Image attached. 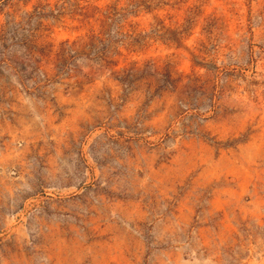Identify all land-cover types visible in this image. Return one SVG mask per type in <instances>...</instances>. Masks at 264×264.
<instances>
[{"label":"rangeland","instance_id":"obj_1","mask_svg":"<svg viewBox=\"0 0 264 264\" xmlns=\"http://www.w3.org/2000/svg\"><path fill=\"white\" fill-rule=\"evenodd\" d=\"M0 264H264V0H0Z\"/></svg>","mask_w":264,"mask_h":264},{"label":"trees","instance_id":"obj_2","mask_svg":"<svg viewBox=\"0 0 264 264\" xmlns=\"http://www.w3.org/2000/svg\"><path fill=\"white\" fill-rule=\"evenodd\" d=\"M134 4H135L134 8L137 9V10L140 9V8H145L147 11H149V8L146 5H144V3H139V2L136 1ZM83 10L86 11L87 9L84 8ZM97 11H99V10L97 9ZM120 15L121 14L119 13L117 8H114V7L113 8H109L106 14H103V15L101 14V16L104 17V19H105V22L102 23V28L105 29V25L107 24L106 22H109V21L114 22L115 19L118 18ZM90 48H91V50L94 49V51L96 52L97 55H101V57L100 56L99 57H100V61L104 64L103 65L104 68L108 69V68L112 67L113 64L111 62H109L108 57L106 55L107 52H108V47H106L104 45L103 41H99L98 40V42L93 43L92 45H90ZM67 53L72 58H74V57H76L78 55L76 53V51H71V52L67 51ZM124 73H127V74L125 76H123V77H119L118 80L123 86H126V87L128 86V87L131 88L137 82V81L131 80L134 77V71L124 72ZM185 79H187L189 81L187 87H189V89H191V85H193L195 83V81H193L190 78H186V77H182L181 81H185Z\"/></svg>","mask_w":264,"mask_h":264}]
</instances>
